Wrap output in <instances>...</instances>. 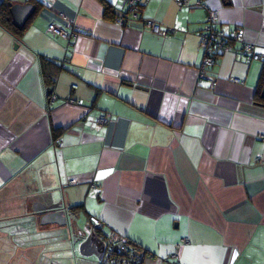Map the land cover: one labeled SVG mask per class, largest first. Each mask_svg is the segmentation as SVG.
<instances>
[{
	"label": "crops",
	"instance_id": "obj_1",
	"mask_svg": "<svg viewBox=\"0 0 264 264\" xmlns=\"http://www.w3.org/2000/svg\"><path fill=\"white\" fill-rule=\"evenodd\" d=\"M12 1L36 10L20 38L0 26V261L69 264L62 247L97 216L141 264H264V59L234 41L202 73L200 40L220 9L264 54V0H149L136 22L168 37L121 24L123 0ZM64 21L86 34L49 31Z\"/></svg>",
	"mask_w": 264,
	"mask_h": 264
},
{
	"label": "built area",
	"instance_id": "obj_2",
	"mask_svg": "<svg viewBox=\"0 0 264 264\" xmlns=\"http://www.w3.org/2000/svg\"><path fill=\"white\" fill-rule=\"evenodd\" d=\"M149 0H123L124 4L127 6V11L124 15L118 18L121 24L131 21H140L142 16L140 14V8L144 6ZM180 6L187 5L186 0H176ZM199 6L209 8L208 4L203 1H197ZM64 14H61V17ZM62 17V18H63ZM64 20V19H63ZM221 23V11L220 9H208V17L204 28L200 32L201 45L205 50V57L201 67V72L204 73L207 67L213 66L216 63L217 58L232 48V43L234 41H240L242 46L240 48V54L250 60H263L264 54L257 51L253 43L246 41L245 34L246 29L244 27H237L232 29L230 32L225 31L220 27ZM67 24V25H66ZM143 25L150 29L154 34L168 37L172 35V31L163 28L160 24L156 23L152 19H146ZM50 32L58 37H62L68 41L76 39L80 34H86L82 28L71 25L64 21L59 24L56 22H51L48 25ZM234 82L240 83V79H233ZM217 81H212V86H216ZM55 97V96H54ZM54 97L51 101H53ZM70 103H75V100L70 99ZM110 115L107 113L100 114L93 119L92 124L96 128H100L102 125L109 123ZM264 137V136H263ZM257 160H261L260 157ZM70 183L74 184L77 182L76 178H71ZM89 224L93 231L102 234L101 237L105 240L109 247H118L121 251H136V247L132 244V241L125 235L120 234L116 231H111L110 233H105L103 230V221L97 216H90Z\"/></svg>",
	"mask_w": 264,
	"mask_h": 264
},
{
	"label": "water",
	"instance_id": "obj_3",
	"mask_svg": "<svg viewBox=\"0 0 264 264\" xmlns=\"http://www.w3.org/2000/svg\"><path fill=\"white\" fill-rule=\"evenodd\" d=\"M36 10L35 4L31 2L26 3H12L10 7V12L12 16L13 24L18 28H23L28 20L32 17ZM134 26L142 27L143 24L139 22L132 23ZM18 45V44H17ZM262 96L264 97V86L262 90ZM53 208V207H52ZM64 222L68 225L71 224L68 216H64ZM80 234L82 235L77 241H80V253L84 257H88L90 252L87 253L84 251L85 247L90 246L91 243H94L96 249L92 253L96 256V264H132V260L125 257V251L122 252L118 247H109L105 240L99 235V233L92 230L90 225H85L79 229ZM76 242V241H75ZM92 255V254H91ZM93 260H90V262Z\"/></svg>",
	"mask_w": 264,
	"mask_h": 264
},
{
	"label": "trees",
	"instance_id": "obj_4",
	"mask_svg": "<svg viewBox=\"0 0 264 264\" xmlns=\"http://www.w3.org/2000/svg\"><path fill=\"white\" fill-rule=\"evenodd\" d=\"M12 2H13L12 0H3L2 3L0 4V26L5 28L11 34L15 35L17 38H20L23 35L27 24L23 28H18L13 24L11 12H10V7H11ZM103 2L105 5L106 14H109L111 7L107 1L103 0ZM263 86H264V72L262 74V77L260 79V83H259L257 91H256V99L264 105V98L261 95ZM60 132L61 131H58V132H56V134H54V141L55 142H57L59 140V138H57V137H59ZM89 220H90V218H89ZM132 244L136 245L133 242H132ZM134 247H136V251H134V252L133 251H125V257L127 259L132 260V261L135 259V260L141 262L140 260H138L139 259L138 256L140 255V258H141V256L143 255V254H141L142 251H141V249L137 248V245ZM122 252H124V251H122ZM132 264H134V263H132Z\"/></svg>",
	"mask_w": 264,
	"mask_h": 264
},
{
	"label": "rangeland",
	"instance_id": "obj_5",
	"mask_svg": "<svg viewBox=\"0 0 264 264\" xmlns=\"http://www.w3.org/2000/svg\"><path fill=\"white\" fill-rule=\"evenodd\" d=\"M78 216L79 217L76 218V220H79V218L81 220V216H82V221L85 220L84 217H83L84 216L83 214L80 213ZM84 226H79V229L81 227H84ZM56 246H59L60 247L62 245L60 243V244H58ZM61 251H62L61 253L63 254V256L66 255L67 257H71L72 258L71 263H69V264H81V261L82 260H85V259H87L88 264H96L95 261H94V263L93 262H90V260H92L91 258H85L83 255H81V253H80V241H76V242L75 241L66 242V245H64V247H62V250ZM2 259H4V260L0 261V264H15L13 261H11L9 259V255L6 254L5 251L3 252ZM62 262L61 261H59V262H53L52 261V263H51L50 260H49L48 263H51V264H62ZM24 263L25 264H33V263L28 262V261H24Z\"/></svg>",
	"mask_w": 264,
	"mask_h": 264
},
{
	"label": "flooded vegetation",
	"instance_id": "obj_6",
	"mask_svg": "<svg viewBox=\"0 0 264 264\" xmlns=\"http://www.w3.org/2000/svg\"><path fill=\"white\" fill-rule=\"evenodd\" d=\"M139 260V259H138ZM134 261V264H141V262H139V261H137V260H133ZM125 264H127V263H125Z\"/></svg>",
	"mask_w": 264,
	"mask_h": 264
}]
</instances>
